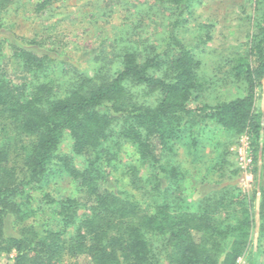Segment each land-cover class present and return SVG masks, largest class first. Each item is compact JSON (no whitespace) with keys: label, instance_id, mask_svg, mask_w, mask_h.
I'll return each mask as SVG.
<instances>
[{"label":"trees","instance_id":"trees-1","mask_svg":"<svg viewBox=\"0 0 264 264\" xmlns=\"http://www.w3.org/2000/svg\"><path fill=\"white\" fill-rule=\"evenodd\" d=\"M109 1L103 6L112 12L115 2ZM152 1L173 10L162 35L153 40L140 26L123 28L118 49L104 46L91 59L92 74L55 51L58 43L49 49L42 38L12 33L0 43L10 46L25 74L20 84L0 76V255L7 264H238L256 227L264 240V110L256 106L264 78V0L256 2L255 32L228 62L226 75L242 83L245 94L216 104L205 101L210 87L201 62L176 33L194 0ZM52 3L39 1L35 12L45 15ZM2 8L0 1V18ZM203 28L208 42L212 26ZM138 91L154 93L157 101L138 99ZM209 121L234 137L248 136L252 164L262 160L257 217L233 188L220 199L206 195L196 209L184 207L186 175L163 153L185 131ZM66 135L84 166L65 159L79 197L56 200L40 191ZM119 141L134 146L149 171L151 197L160 196L149 209L118 193L103 169L110 145L120 149ZM38 194L58 228L23 223L19 199ZM228 207L230 221L222 219ZM9 221L18 227L14 235L7 234Z\"/></svg>","mask_w":264,"mask_h":264},{"label":"rangeland","instance_id":"rangeland-1","mask_svg":"<svg viewBox=\"0 0 264 264\" xmlns=\"http://www.w3.org/2000/svg\"><path fill=\"white\" fill-rule=\"evenodd\" d=\"M0 1L1 7L4 6L0 18V43L12 37L10 33L21 38H42L48 43L46 47L49 49L54 47L53 42L58 43L55 51L69 57L89 74L94 73L95 68L91 59L102 53L104 46L118 49L123 28L140 26V30L147 32L145 37L153 34L151 36L155 40L165 31L173 14V10H166L152 0H114L112 12L105 10L102 0H53L45 15L35 12L37 3L42 0ZM109 2L111 4V0ZM256 2L257 0H194L190 12L184 15L185 23L176 30L178 38L201 62V78L210 87L207 97H204L208 104L230 101L245 94L244 85L236 82L231 73L229 76L226 74L231 69L228 63L230 57L240 48L244 50L249 37L255 32L259 15ZM209 25L212 26L211 40L205 42L206 32L203 27ZM135 31L136 35L141 33L137 29ZM129 32L131 38L133 34ZM137 38L139 37L135 36ZM4 44L6 45L0 47V76L5 75L14 83H23L25 74L12 59L10 46ZM136 94L138 99L149 102L148 104L157 101L154 93L138 91ZM256 97L257 108L264 110V78ZM1 139L3 141V137ZM251 144L248 136L234 137L211 121L193 128L191 132L185 131L181 138L171 143V150L168 148L162 158L170 165L180 167L186 175L183 183L184 207L196 209L195 205L206 195L214 193L219 197L233 188L237 197L254 205L252 210L256 216L263 163L259 157L252 164ZM115 145L117 143L110 145L112 155L110 153L107 158L110 159L109 165L104 164L105 173L109 175V180L118 193L149 209L160 196L155 199L151 197L152 187L146 184L149 175L146 165L139 160L135 147L131 144L122 141L120 149ZM111 156L115 158L111 159ZM65 159L74 167L84 166L82 159L73 153V142L68 135L61 143L59 156L49 166L40 194L49 195L56 200H74L79 197L74 182L66 171ZM41 197L38 194L33 200L19 199L18 203L25 213L23 223L39 230L58 228L56 217L45 206L46 203L40 200ZM222 213V219L230 221V207ZM14 222L9 221L7 225L9 235H14L17 231ZM73 230L70 229V233ZM258 236L256 227L253 244L247 256L238 264H264V240L259 241ZM7 262V257L0 255V264ZM65 262L69 264L68 259Z\"/></svg>","mask_w":264,"mask_h":264}]
</instances>
